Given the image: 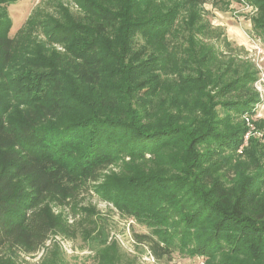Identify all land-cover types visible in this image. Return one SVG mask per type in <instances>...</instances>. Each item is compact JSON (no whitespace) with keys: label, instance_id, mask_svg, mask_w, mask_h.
Returning a JSON list of instances; mask_svg holds the SVG:
<instances>
[{"label":"trees","instance_id":"1","mask_svg":"<svg viewBox=\"0 0 264 264\" xmlns=\"http://www.w3.org/2000/svg\"><path fill=\"white\" fill-rule=\"evenodd\" d=\"M11 1L0 0V78L29 50L32 75L14 98L19 110L0 103V264H18L52 236L86 241L97 264H128L95 207L79 205L88 190L148 228L132 237L158 261L186 250L203 264H264V163L234 176L227 151L244 131L215 111H251L257 69L239 72L203 6L241 0H75L65 25L35 10L9 36ZM243 1L257 8L251 29L264 42V0ZM48 25L64 46L53 62L30 49ZM62 256L54 244L38 264H65Z\"/></svg>","mask_w":264,"mask_h":264},{"label":"rangeland","instance_id":"2","mask_svg":"<svg viewBox=\"0 0 264 264\" xmlns=\"http://www.w3.org/2000/svg\"><path fill=\"white\" fill-rule=\"evenodd\" d=\"M3 5L7 10L11 22L8 31L9 36H13L35 10H40L41 15L44 16L43 21L45 23H52L61 17L64 20L63 25L66 24L67 12L79 11L75 0H15ZM203 6L211 24L222 27L228 41L232 47H235L236 51L233 52V55L235 56L236 63L239 65V72H243L248 64L257 69L256 91L258 92L259 102L252 107L251 111L239 114L234 109H228V105L226 107L220 104L215 106L218 119L223 117L227 122H230L231 126L235 127V130L240 128L244 131L242 142L236 150L227 151L234 176L236 177L238 173L244 176H252L258 173L264 166L257 168V164L262 165L264 163V42L251 29L250 20L251 16L256 15L257 8L248 3L237 1H231L227 9L223 11L212 6L211 3H205ZM43 31L44 33L42 31L34 32V35H32V42L34 44L30 45V49L34 51L40 49L39 54L42 53L43 56L46 53L49 54L48 57L53 62L64 51V46L56 38L55 28L48 25L44 27ZM135 37L142 39L139 33ZM215 45L220 50L223 49L221 50L220 61H226L228 51L219 46L218 43ZM29 54L21 55L6 70L5 78H0V103L8 105L16 111L22 105L14 100L17 97H20V99L23 97L19 93L21 89L20 82L23 78L27 80L32 75L28 66L31 61ZM33 77H35L34 74ZM72 88V84L67 88L69 94L73 93ZM84 89L88 92V88ZM88 95L92 97L94 93L89 90ZM111 119L119 118L112 117ZM51 124H59V121H52L48 126L52 127ZM216 129L222 130V128ZM246 133H248V137L247 140H244ZM118 170V166H111L107 173ZM77 201L81 206L93 205L95 207L101 218L106 222L108 244L114 242L118 250L129 261L128 264H147L143 258L146 254V246L136 243L132 237V232H146L148 228L145 225L135 222L132 217L121 215L111 202L97 195L92 190L82 191ZM68 213V221L72 222L79 216L80 212L76 208L75 213L72 210ZM175 225L176 222H171L167 226L169 230H173ZM54 244L63 251L64 256L62 257L65 264H97L94 252L90 250L86 241L80 238L67 240L59 236H52L45 243L44 248L37 253L28 255L18 253L15 259H17L18 264H38L46 253L52 251ZM185 251H173L170 259H162L159 263L194 264L200 259L198 258L200 255ZM201 257L204 259V256L201 255Z\"/></svg>","mask_w":264,"mask_h":264},{"label":"built area","instance_id":"3","mask_svg":"<svg viewBox=\"0 0 264 264\" xmlns=\"http://www.w3.org/2000/svg\"><path fill=\"white\" fill-rule=\"evenodd\" d=\"M260 80V79H259ZM255 88L257 87V82H255ZM247 137H248V133H246L244 135V140H247ZM144 260L147 264H160L158 260H156L149 252H146V254L144 255ZM200 258L197 263H194V264H203L204 262V259L200 256L198 257Z\"/></svg>","mask_w":264,"mask_h":264},{"label":"crops","instance_id":"4","mask_svg":"<svg viewBox=\"0 0 264 264\" xmlns=\"http://www.w3.org/2000/svg\"><path fill=\"white\" fill-rule=\"evenodd\" d=\"M241 2L245 3L243 0H241Z\"/></svg>","mask_w":264,"mask_h":264}]
</instances>
